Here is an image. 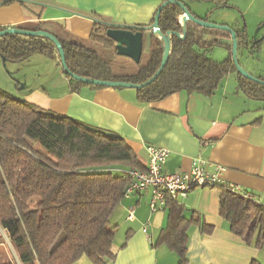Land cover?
Wrapping results in <instances>:
<instances>
[{"label":"trees","instance_id":"16d2710c","mask_svg":"<svg viewBox=\"0 0 264 264\" xmlns=\"http://www.w3.org/2000/svg\"><path fill=\"white\" fill-rule=\"evenodd\" d=\"M14 1L2 0L0 5ZM176 1L184 4V0ZM157 12L149 26L116 25L107 18L80 14L99 26L89 42L61 38L44 30L42 24L15 29L47 32L58 40L68 69V73L64 69L63 73L72 92L85 86L106 87L76 81L70 74L142 86L162 67L164 43L161 39L152 34L149 43L144 41L142 60L146 58V63L133 74L122 76L113 73L109 63L85 45L100 43L117 54L107 31L123 29L143 34L152 31ZM184 14L177 5H169L162 11L159 19L161 34H174L171 54L157 79L135 89L139 102L161 101L182 91L211 97L222 81L232 74L236 75L242 92L252 99L264 101V86L245 79L237 71L232 58L231 34L206 29L194 22H188L184 32L180 25V17ZM6 30L0 28V32ZM234 32L241 49L247 42L245 30ZM183 33L181 39L178 35ZM217 47L229 54L223 62L209 56ZM37 54L59 59L62 65L56 46L46 38L19 35L0 38V59L4 62L23 63ZM258 79L264 82V79ZM118 168L145 170L123 138L45 111L0 89V229L8 233L19 264H75L83 257L93 264L114 261L117 228L111 219L125 199L129 186L126 171L122 169L125 172L121 173ZM165 209L168 224L157 245L167 246L178 256L179 264H188L189 229L196 225L203 234H210L214 227L196 214L187 218L185 208L170 197L166 198ZM220 216L228 223L233 235L258 250L263 248L264 206L257 200L222 191ZM252 264L262 263L256 260Z\"/></svg>","mask_w":264,"mask_h":264},{"label":"crops","instance_id":"0c3cea01","mask_svg":"<svg viewBox=\"0 0 264 264\" xmlns=\"http://www.w3.org/2000/svg\"><path fill=\"white\" fill-rule=\"evenodd\" d=\"M29 1L0 5V28L42 24L44 30L61 38L89 42L99 26L80 14L107 18L116 25L149 26L169 0ZM184 4L199 19L234 31L245 30L247 42L238 56L242 54L249 73L264 79V0H184ZM152 34L144 32L145 43ZM212 51L209 56L217 62L228 58L217 60ZM37 55L19 63L22 65L0 59V89L45 111L118 135L144 168L148 146L170 151L164 166L167 174L190 171L193 160L201 156L208 160L210 172L223 167L226 182L251 193L264 206V101L242 92L236 75L226 77L211 97L182 91L161 101L142 103L136 90L126 87L85 86L72 92L69 80L54 69V63L37 59ZM9 64H14L18 73L31 67L33 80L12 74ZM42 65L51 67L46 79ZM118 169L121 173L129 170ZM221 195L219 189L197 188L178 201L187 218L196 214L214 227L210 234H203L196 225L189 229L188 264H252L256 260L264 264V246L258 250L246 244L230 232L220 216ZM151 200L152 192L144 191L121 202L111 219L117 228L116 259L107 264H179L178 256L167 246L157 245L168 224V211L151 213ZM75 264L93 263L83 257Z\"/></svg>","mask_w":264,"mask_h":264},{"label":"built area","instance_id":"2783aa9c","mask_svg":"<svg viewBox=\"0 0 264 264\" xmlns=\"http://www.w3.org/2000/svg\"><path fill=\"white\" fill-rule=\"evenodd\" d=\"M183 17L180 18V25L185 32ZM179 37L184 38V33ZM207 145V143H206ZM148 161L144 171L128 170L125 175L129 181L125 197L137 192L151 191L152 200L150 202L151 213H157L165 209L166 198L170 197L175 201L187 198L189 193L197 188L219 189L229 191L240 195L245 199L254 200L251 193L246 192L239 186L226 182L222 175L225 169L216 166L213 172H210L208 160L199 156L193 160L190 171L182 174H167L164 172V166L170 155V151L157 147L148 146ZM133 217L131 213L130 218ZM147 232V229H144Z\"/></svg>","mask_w":264,"mask_h":264},{"label":"water","instance_id":"95a60500","mask_svg":"<svg viewBox=\"0 0 264 264\" xmlns=\"http://www.w3.org/2000/svg\"><path fill=\"white\" fill-rule=\"evenodd\" d=\"M169 5H177L180 8H182L185 12L184 17H183V22L184 26L186 28V25L188 22H194L197 25L206 28V29H215V30H220L224 32H228L232 36V58L233 62L237 68V71L245 78L248 79L252 82L259 83L264 86V82L261 81L260 79L252 76L251 74L247 73L240 65L239 60H238V49H239V44L237 41V35L236 33L231 30L230 27L228 26H223V25H216L213 23H209L206 21H203L194 15L191 14L189 9L186 7L185 4L178 2L176 0H169L163 3V5L158 9L156 18H155V23L153 24L151 30L152 32L158 36L159 38L162 39L164 42V58H163V63L161 69L158 71V73L145 85H148L152 83L155 79L159 77L161 74L170 54H171V37L174 35L173 33H168L166 36H163L160 32L159 29V19L162 11L164 8H166ZM7 35H19L23 37H43L48 40H50L57 48L59 55L61 57L62 61V67L68 73V69L66 67V62H65V54L64 51L61 47V44L58 42V40L51 34L47 32H31V31H24L20 29H15V28H10L7 29L6 31L0 32V38L7 36ZM179 36V35H178ZM107 37L112 40L115 43V50L118 56L120 57H125L131 59L133 62L136 64H140L143 56V45H144V34L142 32H137L134 33L129 30H123V29H110L107 31ZM71 77L79 82L88 84V85H96V86H103V87H126V88H131V89H136L140 88L142 86H135V85H130V84H119V83H111V82H103V81H97V80H90V79H85L81 78L78 76H75L73 74H70Z\"/></svg>","mask_w":264,"mask_h":264},{"label":"rangeland","instance_id":"374dc122","mask_svg":"<svg viewBox=\"0 0 264 264\" xmlns=\"http://www.w3.org/2000/svg\"><path fill=\"white\" fill-rule=\"evenodd\" d=\"M161 41H162V39H161ZM85 46H87L88 48L97 52L102 59L106 60L109 63L113 73L121 75V76L133 74L137 70V68H139L140 66H144V64L146 63L145 58H143V60H141L140 64H136L135 62H133L129 58L118 56L117 54H115L114 51H111L110 49L106 48L105 45L100 44V43L90 42ZM226 53H227L226 50H224L223 48L217 47V48L213 49L211 56L213 58H216L217 60H221L224 58V56L225 57L228 56V54H226ZM36 57H40L37 59H46V60L48 59L50 61V63H54L53 65H54L55 70H57L59 73H63V68H62V65H60L59 59L52 60V59L45 57L43 55H37ZM261 59L264 61V55L261 56ZM238 60H239L241 67L247 73H249V71L247 69L248 67H246V65L244 64L241 53L238 56ZM25 63H27V62H25ZM17 64H19V63H17ZM12 65H14V64H9V66H8L9 70H12V71H10V72H12V74H15V75L17 74V76L20 77L21 79H26V80L29 79L31 81L33 80V76L31 73L32 71L30 70L31 67L29 68L27 66L26 68H23V70L21 72L18 73V72H16L17 67L12 66ZM19 65H22V64H19ZM24 65H28V64H24ZM49 70L51 72V67L42 65L43 79H46L47 75L50 74ZM7 73H8V71H7ZM249 74H251V73H249ZM63 75H65V74L63 73ZM10 262H16V264H19L16 253L11 246L8 233H6L0 229V264H7Z\"/></svg>","mask_w":264,"mask_h":264}]
</instances>
